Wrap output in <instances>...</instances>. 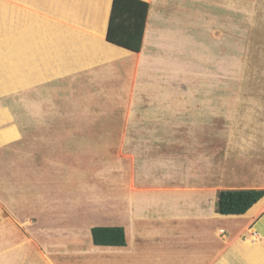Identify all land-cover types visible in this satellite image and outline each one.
<instances>
[{"label":"rangeland","instance_id":"374dc122","mask_svg":"<svg viewBox=\"0 0 264 264\" xmlns=\"http://www.w3.org/2000/svg\"><path fill=\"white\" fill-rule=\"evenodd\" d=\"M148 3L150 13L140 54L113 59L100 49L95 52L86 49L87 35L105 28L111 0H0V5L8 10L7 17L0 12V20L7 23L5 30L3 22L0 23V45L9 42L12 46L19 41L14 47L25 49L12 48L10 55L14 62H9L11 57L8 62L13 64V71L8 62L6 72L0 71V105L10 109L14 125L25 133L41 137L65 132L88 134V138L72 139L81 148L92 151L95 159L94 166L88 167L94 173L92 185L79 191L80 194L91 191L98 201L121 193L119 179L125 180L126 195L134 193L135 182L142 179L140 155L146 151V146L142 148L139 143L148 141L155 142L161 149L155 150L168 156L165 164L150 163L156 171L151 177L154 183L166 181L183 187L205 183L212 191L264 189V90L259 89L262 85L253 84V76L245 74V68L239 69L236 82L203 81L197 72L199 43L205 41L206 50L213 49L214 21L218 24L217 35L227 39L236 35L238 51H245L247 37L260 34L264 0H149ZM29 13L42 15L49 27L56 28L59 45L53 66L48 62L40 64L38 57L32 56L37 55L35 43L26 47L31 35ZM100 42L105 51L107 46ZM26 52H30L32 57L27 60L31 61L18 67ZM39 71L44 74L39 75ZM25 75L29 80L22 83ZM13 77L14 84L9 85ZM6 117L7 113L0 111V122ZM199 118L204 122H198ZM143 131H165L173 137L134 138L135 132ZM4 134L5 138L0 136L1 145L11 137L9 132ZM121 157L125 158V174L119 172ZM22 180L21 154L11 153L7 157L5 148H0L2 223L9 213L7 198H14L19 204L23 188L30 189L29 197L34 194L33 188L37 189L22 187ZM25 181L37 182L35 178ZM102 210L95 212L93 220L104 222ZM23 211L34 213L25 206ZM20 221L16 223L15 241L29 236ZM227 225L222 222V229ZM225 234L222 232L223 238ZM247 234L248 241L235 249L247 264H264L261 233L254 235L251 230ZM151 247L143 264H182L186 257L203 253L210 257L217 249Z\"/></svg>","mask_w":264,"mask_h":264},{"label":"crops","instance_id":"0c3cea01","mask_svg":"<svg viewBox=\"0 0 264 264\" xmlns=\"http://www.w3.org/2000/svg\"><path fill=\"white\" fill-rule=\"evenodd\" d=\"M143 1L149 2V0ZM112 4L113 0H111L105 28L92 36L87 35L86 41L89 42V46L86 49H93L94 52L100 49L104 55L113 59L140 54L107 41ZM0 12L4 13L3 17H7L5 13L8 10L5 5H0ZM24 13L19 14L25 15ZM1 22L3 21L0 20ZM260 22V34L248 36L246 50L238 51L237 36L231 35L227 39L217 35L218 24L214 21L213 49L206 50L205 41L199 43L197 51L199 79H202L201 77L203 81L214 79L217 83L232 80L236 82L239 69L245 68V74L253 76L252 83L262 85L259 89L264 90V6L261 10ZM6 28L7 23L3 22V29ZM40 36L37 39L40 37L42 41H37L36 45H41V47L38 46L40 49L37 47L36 58L38 57L39 61L43 58L40 64L49 60L48 63L54 65L57 58L56 47L57 44L59 45L55 31L50 33V38L42 34ZM101 37L115 49H120L122 53L112 55L104 51L100 42ZM43 40L53 41L56 46L47 42L45 45ZM144 43L145 35L143 45ZM42 46L45 47L43 54L49 59L41 55ZM43 74L42 71L39 75ZM187 75L189 78L190 72H187ZM259 75L261 79L257 78ZM211 76L213 78H210ZM12 79L14 80V77ZM21 80L24 82L29 78L25 75V78ZM0 111L7 113V117L0 122V136L5 138L4 133L6 132L11 135L10 139L4 140L3 145L0 143V148H5L7 157L11 153L21 154L24 178L22 187H37L36 190L33 188L34 194L30 197V189L28 191L23 188L19 204L14 198L6 200L9 213L6 214L5 223L0 221V235L5 236L0 237V264H143L149 257L147 251L149 248L152 249L151 246H158V248L169 246L171 249H176L178 246H215L217 248L209 255L210 257L204 253L195 254L189 258L186 257V261L183 260L182 264H247L235 248L248 241L247 233L251 230L254 235L264 234V205H262L264 198L244 215L223 216L215 212L217 196L221 190L213 188L212 191L205 183L189 184L185 187L167 184L166 181L154 183L152 178L156 171L150 167L152 165L150 163L157 161L163 164L168 157L165 153L155 150H161L155 142L139 143L142 148L146 146L144 149L146 151L140 155L143 157L141 160L142 179L140 181L137 179L135 182L133 194H125L124 179H119L121 193L105 201H98V198L90 193L91 191L80 194L82 190L79 188L92 185L94 173L88 167L94 166L95 159L92 151L81 148L72 139L88 138L86 136L88 134L65 132L51 133L47 134L50 136L44 137L36 136L32 133H25L14 125V116L6 106L0 105ZM197 121L204 122L203 118ZM134 134V138L139 137V139L173 137L172 133L165 131H143ZM31 139H43L44 141L35 142ZM48 139L55 141H47ZM154 150L157 153H154ZM170 157L173 158V156ZM120 159L119 172L125 174V158ZM6 160L9 163V158ZM145 172H147L146 175L143 174ZM27 178H35L37 182H26ZM243 189L255 188L233 190ZM126 204H128V209ZM24 206L29 207L34 213L26 214L23 211ZM207 206L210 209H207ZM101 209H103L101 218L104 222H97L93 220L94 214ZM89 219L93 221L88 223ZM18 220H21L20 223L29 233V236L21 241H15L14 237ZM222 222L228 224L224 226V229H222ZM95 227L123 228L126 235V246H96L92 236V229ZM223 230L226 233L224 238Z\"/></svg>","mask_w":264,"mask_h":264},{"label":"trees","instance_id":"16d2710c","mask_svg":"<svg viewBox=\"0 0 264 264\" xmlns=\"http://www.w3.org/2000/svg\"><path fill=\"white\" fill-rule=\"evenodd\" d=\"M149 10V3L143 0H113L107 41L131 52L140 53ZM263 198L264 189L221 190L217 196L216 211L223 216L244 215ZM92 236L96 246H126L123 228L95 227L92 229Z\"/></svg>","mask_w":264,"mask_h":264},{"label":"bare ground","instance_id":"6f19581e","mask_svg":"<svg viewBox=\"0 0 264 264\" xmlns=\"http://www.w3.org/2000/svg\"><path fill=\"white\" fill-rule=\"evenodd\" d=\"M29 14H31V13H29ZM33 14V13H32ZM30 15V18H29V28H28V32H29V35H30V37H28V45L26 46V47H29V46H31V44L33 43V45H34V43H35V47H34V50H36V54H37V51H38V48L39 47H41V45H36V44H38V42H31V38H33V39H35V41H42V40H40L41 38L40 37H42L43 38V36H40L41 34L42 35H44V33H47V32H49V33H47V34H50V33H53L55 30H54V28L55 27H53V26H51V27H49L48 25H47V22H45L44 21V19L42 18V16L41 15H38V14H33V15ZM45 18V17H44ZM56 29V28H55ZM95 32V31H94ZM27 34V33H26ZM38 36H40L37 40H36V38L35 37H38ZM54 36V35H53ZM52 36V37H53ZM21 37V36H20ZM44 37H48L47 35H45ZM19 38V37H18ZM17 38V39H18ZM27 38V37H26ZM50 38V37H49ZM55 38V37H54ZM53 38V39H54ZM43 39H45V38H43ZM14 40V39H13ZM48 40V39H47ZM47 40H43L44 42H45V45H46V42L49 44H51V43H53V41L52 42H48ZM56 40V39H55ZM98 40V39H97ZM15 41H16V38H15ZM31 43H30V42ZM34 41V40H33ZM51 41V40H50ZM100 41H102V44H104V45H106L107 46V48L105 49V51H107V52H109L110 54H112V55H118V54H121L122 52H121V50L120 49H115L114 48V46L113 45H111V44H109V43H107V42H105L104 40H100ZM14 42V41H13ZM25 43L27 42V41H24ZM24 42H22V44H25ZM15 43H18L19 44V41H17V42H14V44ZM21 43V42H20ZM41 43V42H40ZM55 43V42H54ZM53 43V44H54ZM14 44H12V46H11V44L9 43V42H7V43H5V44H3V45H0V71H3V72H6V67H7V65H6V67H5V64L8 62V60H10L9 59V57H11V52H12V48L14 49V48H16V47H19V45L18 46H16V47H14ZM21 44V45H22ZM57 44V43H56ZM55 45V44H54ZM39 46V47H38ZM50 46V45H49ZM52 46V45H51ZM56 46V45H55ZM54 46V47H55ZM38 47V48H37ZM43 47V46H42ZM21 48H23V47H19L18 49H21ZM32 48V47H31ZM30 48V49H31ZM45 47H43V48H41L42 50L44 49ZM57 48V47H56ZM55 48V49H56ZM24 49V48H23ZM22 49V50H23ZM27 49V48H26ZM40 49V48H39ZM15 50V49H14ZM14 50H13V53H14ZM21 50V51H22ZM25 50V49H24ZM28 50V49H27ZM19 51V50H18ZM29 51V50H28ZM17 52V51H16ZM20 53L21 52H19V54L17 55V56H20ZM27 54L25 55L24 54V58L25 59H23V57H20V59L21 60H24L23 61V63L20 61V59H17L18 61H20V63H18V61L16 60V62H15V64L16 63H18L19 64V66L18 67H21V65H25V66H27L28 65V63L31 61V59H30V61L29 60H27L29 57L31 58L32 56H37V55H32V56H29L30 55V52H26ZM34 53V52H33ZM42 53V54H41ZM40 54L41 55H44L45 56V54H43L44 53V50H43V52H41ZM49 54H50V52H49ZM38 55H39V53H38ZM16 56V55H15ZM28 56V57H27ZM43 56V57H44ZM41 57V56H40ZM12 59L9 61V62H12V60H13V57H11ZM36 58V57H35ZM42 58V57H41ZM45 58L47 59L48 57L47 56H45ZM44 58V59H45ZM49 59V58H48ZM42 60H43V58H42ZM42 60H40L39 61V63L42 61ZM27 61H29V62H27ZM47 61V60H46ZM49 61V60H48ZM47 61V62H48ZM9 62H8V65L10 66V70H11V65L13 66V64H9ZM13 62H14V60H13ZM12 62V63H13ZM26 62V63H25ZM56 62V61H55ZM27 64V65H26ZM41 64H43V62L41 63ZM45 66V65H44ZM52 66H53V64H52ZM14 67V66H13ZM11 71H13V70H11ZM32 72V71H31ZM40 72V71H39ZM16 73V72H15ZM7 74V73H6ZM39 74H41V72L39 73ZM30 77V76H29ZM20 79V78H19ZM9 81H10V83L12 84L13 83V79H9ZM9 83V84H10ZM22 83H24V82H22ZM259 238H260V242H262V245L264 246V235L261 233V235L259 236ZM260 247V246H259ZM255 250H256V248H254ZM261 249V248H260ZM259 250V249H258ZM263 250V249H262ZM262 252V251H261ZM255 253H256V251H255ZM257 253H258V251H257ZM240 255V254H239ZM258 256V255H257ZM257 258V257H256ZM253 260V259H252Z\"/></svg>","mask_w":264,"mask_h":264}]
</instances>
